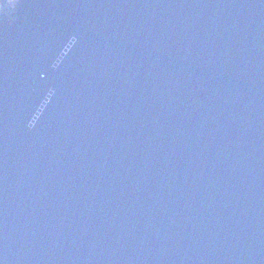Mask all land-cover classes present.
<instances>
[{
    "label": "water",
    "instance_id": "obj_1",
    "mask_svg": "<svg viewBox=\"0 0 264 264\" xmlns=\"http://www.w3.org/2000/svg\"><path fill=\"white\" fill-rule=\"evenodd\" d=\"M0 264H264V0H0Z\"/></svg>",
    "mask_w": 264,
    "mask_h": 264
}]
</instances>
